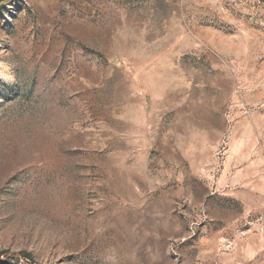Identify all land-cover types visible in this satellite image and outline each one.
Segmentation results:
<instances>
[{"label":"rangeland","instance_id":"obj_1","mask_svg":"<svg viewBox=\"0 0 264 264\" xmlns=\"http://www.w3.org/2000/svg\"><path fill=\"white\" fill-rule=\"evenodd\" d=\"M0 264H264V0H0Z\"/></svg>","mask_w":264,"mask_h":264}]
</instances>
